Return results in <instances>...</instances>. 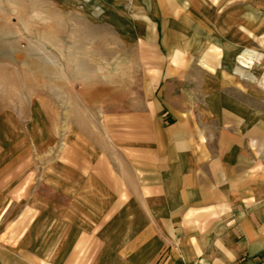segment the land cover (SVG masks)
Returning <instances> with one entry per match:
<instances>
[{
	"label": "rangeland",
	"instance_id": "rangeland-1",
	"mask_svg": "<svg viewBox=\"0 0 264 264\" xmlns=\"http://www.w3.org/2000/svg\"><path fill=\"white\" fill-rule=\"evenodd\" d=\"M238 2L0 0V250L35 246L46 264L45 231L47 264L68 252L87 264L98 247H114L123 232L108 226L107 204L136 196L88 190L110 168L123 175L158 126L193 118L187 110L200 104L209 75L200 62L207 34L225 53L219 73H264V58L243 55L259 47L221 19Z\"/></svg>",
	"mask_w": 264,
	"mask_h": 264
},
{
	"label": "crops",
	"instance_id": "crops-1",
	"mask_svg": "<svg viewBox=\"0 0 264 264\" xmlns=\"http://www.w3.org/2000/svg\"><path fill=\"white\" fill-rule=\"evenodd\" d=\"M236 1L242 9L230 17L221 12V19L259 47L243 50L258 64L264 58V0H253L251 8L245 7L251 0ZM207 35L200 62L209 75L200 104L187 110L193 118L158 126L151 145L143 144L126 162L123 175L110 168L107 176H96L101 185L88 190L135 195L137 201L107 204L108 226L123 228H117L123 235L114 236L112 249L98 247L87 264H264V73H219L225 53ZM239 61L245 68L252 64ZM116 178L123 187L116 188ZM101 205L91 209L107 207ZM44 234L47 264L53 236ZM37 258L35 246L0 250V264H39ZM74 258L68 252L61 264H74Z\"/></svg>",
	"mask_w": 264,
	"mask_h": 264
}]
</instances>
